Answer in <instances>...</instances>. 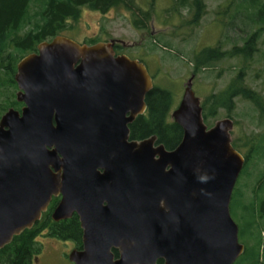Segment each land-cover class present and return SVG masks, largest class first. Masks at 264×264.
<instances>
[{
	"label": "water",
	"instance_id": "water-1",
	"mask_svg": "<svg viewBox=\"0 0 264 264\" xmlns=\"http://www.w3.org/2000/svg\"><path fill=\"white\" fill-rule=\"evenodd\" d=\"M114 42L57 34L16 62L22 106L0 115V249L60 196L51 218L75 213L82 229L72 264H233L244 245L229 205L245 158L231 119L205 124L190 75L170 113L177 145L130 139L153 82Z\"/></svg>",
	"mask_w": 264,
	"mask_h": 264
},
{
	"label": "rangeland",
	"instance_id": "rangeland-1",
	"mask_svg": "<svg viewBox=\"0 0 264 264\" xmlns=\"http://www.w3.org/2000/svg\"><path fill=\"white\" fill-rule=\"evenodd\" d=\"M134 4L137 7L132 10L119 4L105 12L83 6L78 18L68 21L62 35L84 43L120 40L124 54L147 64L153 85L170 91L169 120L187 78L193 75L192 90L208 112L205 124L212 126L216 120L228 117L232 121L231 141L236 149H241V152L238 150L244 158L249 148H257L258 152L244 160L229 207L238 226V241L250 245L259 240V250L252 251H259L264 264V205H260L263 196L258 192L257 182L264 174V33L257 35L256 51L249 59L225 55L207 67H194L196 56L204 49L218 48L227 52L240 46L245 37L257 29L248 21L254 6L246 8L241 0H200L198 6L194 0H186L185 5L178 0H134ZM37 8L38 5L34 7ZM198 9L200 12L196 14ZM237 75L242 77L244 88L261 98V108L239 96L233 98L229 111L212 106L210 95L224 90ZM16 90L17 87L13 94ZM250 201L255 207L259 204L260 212H257L261 217L253 218L252 225L246 228L243 219L247 218ZM34 239L41 249L33 264H71L67 258L74 247L70 240L51 237L45 232L35 234ZM252 256V252L246 258L241 255L233 264H257Z\"/></svg>",
	"mask_w": 264,
	"mask_h": 264
},
{
	"label": "trees",
	"instance_id": "trees-1",
	"mask_svg": "<svg viewBox=\"0 0 264 264\" xmlns=\"http://www.w3.org/2000/svg\"><path fill=\"white\" fill-rule=\"evenodd\" d=\"M178 1L181 5L186 4V0ZM241 1L246 8L251 9L254 6L248 21L256 25L257 29L248 34L240 46H234L227 52H223L218 48L204 49L195 58V68L207 67L211 65L212 61L219 60L225 55H239L244 59L252 57L256 51L257 35L264 33V0ZM199 2L200 0H194L196 6L199 5ZM119 4L126 5L130 10L137 7H135L134 0H0V115L9 107L19 106V102L16 101L15 94H13V89H16L14 81L16 62L22 56L35 51L38 42L62 34L68 21H75L78 18L81 7L87 6L90 9L105 12L107 9ZM37 5L38 8L34 9ZM198 12H200L199 9L196 14ZM143 16L146 17V13ZM88 43L94 42L88 41ZM10 88H12L11 91H9ZM235 96L249 99L261 108V98L254 91L242 86V77L239 75L231 80L224 90L218 94H211L210 98L212 106L224 107L229 111L231 101ZM145 103V112L138 115L129 124L130 138L143 139L155 135L156 142L163 144L166 149L175 147L181 139L182 129L172 119H168V112L172 103L170 91L153 86L145 95ZM201 108L205 122L208 112L204 110L202 105ZM231 144L234 148L236 147L232 141ZM238 149L241 152L239 147ZM256 149V147L254 150L252 148L248 149L249 151L245 155L246 161L252 156L251 153L258 152ZM263 181L264 174L257 180L258 192L263 196L260 205H264ZM56 199L52 198L49 209L43 215L42 220L44 226H47V235L61 240L70 239L77 246H80L81 230L76 215L57 222L50 219L49 214ZM259 209V204H256L255 207L252 201L248 203L247 218L243 219L246 228L252 225L253 218L257 217L258 219L261 217L258 214ZM35 234L36 228L33 227L25 229L19 235L14 236L10 243L0 249V264H33L34 257L38 255L41 249L40 244L34 239ZM259 248V240L250 245L245 244L242 256L246 258L252 252L253 261L262 264L263 260H260L259 251H252V249L259 250ZM113 253L117 256L116 250H113ZM156 264H163L162 260H157Z\"/></svg>",
	"mask_w": 264,
	"mask_h": 264
},
{
	"label": "flooded vegetation",
	"instance_id": "flooded-vegetation-1",
	"mask_svg": "<svg viewBox=\"0 0 264 264\" xmlns=\"http://www.w3.org/2000/svg\"><path fill=\"white\" fill-rule=\"evenodd\" d=\"M109 41V40H108ZM114 44H113V49H114V53L115 54H124L123 52H122V50H121V48H120V45H122L123 43L122 42H120V40H118V39H114ZM140 61H142L141 59H139ZM143 62V61H142ZM145 64V66H146V68H147V70L149 71V69H148V67H147V64L146 63H144ZM150 73V72H149ZM21 106H22V103L21 102H19V106H17V107H13L14 109H17V110H20V108H21ZM138 116V115H137ZM136 116V117H137ZM135 117V118H136ZM134 118V119H135ZM128 128H129V125H128ZM129 138H130V135H129ZM131 139V138H130ZM135 140H140V139H135ZM52 198H57L56 199V201H55V204H54V206H53V208L51 209V211H50V214H49V217H50V219L52 220V221H54L52 218H51V213H52V211H53V209L55 208V206L57 205V203H58V201H59V199H60V196H53ZM52 198H51V200L49 201V203H48V205H47V208H46V210L45 211H43L42 213H41V216H40V218L32 225V227L31 228H33V227H35L36 228V234L38 233V234H41V233H46V235H47V226H44V223H43V215L45 214V212L49 209V206H50V203H51V201H52ZM72 215H76L75 213H72L71 214V216ZM70 216V217H71ZM70 217H68V218H70ZM76 217H77V221H78V224H79V228H80V223H79V220H78V216L76 215ZM68 218H65V219H68ZM65 219H60V220H58V221H61V220H65ZM55 222H57V221H55ZM44 231V232H42V231ZM80 230H81V233H80V246H77L76 245V243L73 241V240H70L72 243H73V248H71V250L72 249H77V250H79V249H81L82 248V229L80 228ZM70 250V251H71ZM113 250H116L117 251V249H112V252H113ZM114 254V253H113ZM37 256L38 255H36L35 257H34V259H33V262H36V258H37ZM68 256V255H67ZM115 256V255H114ZM117 256H118V251H117ZM68 258V257H67ZM159 260H161V259H159ZM163 263V262H162ZM72 264V263H71Z\"/></svg>",
	"mask_w": 264,
	"mask_h": 264
}]
</instances>
